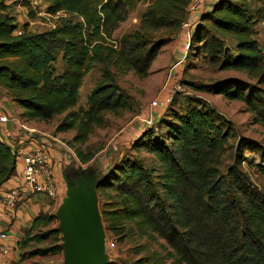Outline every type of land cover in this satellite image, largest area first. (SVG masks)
<instances>
[{
	"label": "trees",
	"instance_id": "16d2710c",
	"mask_svg": "<svg viewBox=\"0 0 264 264\" xmlns=\"http://www.w3.org/2000/svg\"><path fill=\"white\" fill-rule=\"evenodd\" d=\"M43 1L47 14L62 13L57 23L42 32L30 31L23 23L21 34L10 6L0 2V88L22 109L19 118L24 122L45 123L66 112L54 132L75 130L66 143L86 164L93 153H86L81 145L92 128L105 126V114L130 107L115 73L147 76L169 40L154 33L165 29L176 33L187 18L191 0H149L138 28L117 40L113 32L128 17L135 0ZM22 5L34 17L30 3ZM261 21L264 0H216L200 15L188 49L200 44L198 54L220 70L244 72L264 85V52L256 29ZM59 60L61 71L56 67ZM176 61L173 66L179 73L184 63ZM98 63L103 65L102 78L88 94L87 107L73 110L85 74ZM187 84L243 101L255 122L264 126V97L257 87L237 78L210 86ZM173 100L167 117L158 121L160 130L143 127L132 144L133 149L151 154L155 165L124 154L99 171L95 188L107 230L119 240L129 232L160 238L169 249L164 260L171 258L177 264H264V192L249 183L236 161L225 170L220 168L233 129L202 99L187 97L180 109L173 107ZM165 107L154 110L161 114ZM252 143L243 139L239 150L257 149ZM15 150L0 139V187L15 173ZM260 157L255 162L250 158L247 164L264 176ZM54 218L40 213L32 219L17 242L20 259L62 251L59 229L49 227ZM50 236L51 244L39 246ZM28 246L32 248L27 250ZM107 264L123 263L112 258Z\"/></svg>",
	"mask_w": 264,
	"mask_h": 264
},
{
	"label": "rangeland",
	"instance_id": "374dc122",
	"mask_svg": "<svg viewBox=\"0 0 264 264\" xmlns=\"http://www.w3.org/2000/svg\"><path fill=\"white\" fill-rule=\"evenodd\" d=\"M23 1H28L30 3L34 17L29 16L28 8L22 5ZM3 2L10 6L9 12L15 16L20 28L23 23H28V29L33 32H42L53 28L58 21V16L62 14L61 12L56 15L47 14L45 11L46 3L43 0H3ZM148 3L149 0H135L134 7L130 9L128 17L120 22L114 30L112 37L114 40L138 28L139 19ZM256 29L258 32L257 39L264 52V21L259 22ZM167 32L168 30L165 29L154 33L155 37H168L169 40L162 46L159 54L152 61L147 76L139 77L133 71L115 73V81L122 89L130 107L128 110L119 114H105V126L92 128L88 140L81 145V149L86 153H93V158L83 166H90L89 168H95L102 172V170H106L109 166L117 163L118 159L122 158L124 154L129 158L138 157L144 159L146 164L155 165L156 161L151 154L143 150L137 151L132 148L134 140L138 137H134V135L136 132L138 133L139 130L131 135V133L128 134L129 129L133 126L135 128L148 127L145 125V120L152 117V128H158V130H160L161 125L158 121L161 118L167 117L169 111L168 106L173 98V107L175 109H180L187 97H196V99H202L209 106L213 107L221 118L233 129L234 136L230 139V145L226 155L223 156L220 166L221 170H225L236 161L238 167L248 176L249 183L264 192V176L258 172L255 165L247 164L252 157L255 162L259 161L257 160L258 157L264 156V126L255 122L253 119L254 114L249 110L250 107L243 101L227 99L221 94L209 91L208 88L196 90L187 83L210 86L223 79L237 78L247 85L257 87L259 93L263 95V97L264 85L260 84L256 77H250L244 72L232 69L220 70L217 65L210 63L206 57L198 54V49H196V47L200 44L194 45L191 49L189 47L184 53L182 48L179 47L172 51V43L176 40L177 32ZM178 59L183 60V69L180 70L179 73H173L171 69L172 66L168 63L171 60L175 61ZM56 65L57 70L61 71L62 63L60 60ZM111 70L114 72L116 71L113 67H111ZM173 70L176 69L174 68ZM102 73L103 65L98 63L85 74L79 91V99L77 104L72 108L73 110L87 107V96L95 84L101 80ZM171 73L174 75L170 76ZM174 87L179 88L173 93L164 111L158 114L156 110H151V102L156 100L158 96L161 97L166 95L173 90ZM181 88L183 91H181ZM1 91L0 100L7 98L5 100L7 102L6 107L10 108L12 112L17 111L18 106L10 102V98L7 94L5 95L6 91H4V89ZM19 110H21L20 107ZM12 112L10 114L8 113L10 118H19V114ZM65 113L66 112L55 116L49 122L44 123L36 120L38 123H26V125L53 134L65 144L63 146L60 145L61 147L57 149L61 153L57 159L60 164L64 163L70 166L80 165L73 149L66 143L67 140H70L74 136L75 130L60 133L54 132L57 122ZM155 116L157 117L155 118ZM243 139L253 142L252 144L257 147V149L250 151L249 148H247L240 151L239 149L242 146L240 147L239 143L242 142ZM245 155L248 158L244 160L242 156L244 157ZM260 158L263 160L262 157ZM96 197L98 198L99 196L96 194ZM48 199L51 201L53 198ZM101 220L103 222L102 215ZM52 225L51 223L49 227ZM103 229L106 233V239L113 242L115 245L113 247L109 246L110 251L108 252L107 263L112 258H115L123 264L124 262L128 264H177L173 262L171 258L164 260L167 253H169V249L160 238L150 239L139 235L138 232H129L123 240H119L117 236L111 234L110 231L107 230L104 222ZM60 239L62 247L64 240L62 235ZM52 241L53 236H50L48 239L41 241L39 246L51 244ZM31 248V246H28L26 249L29 250ZM61 258L62 255L58 254L48 255L46 257L26 256L23 258L21 264H60ZM145 258L149 260H141ZM21 260L22 259H20L19 262H21ZM137 261L139 262L136 263ZM19 262L17 264H19Z\"/></svg>",
	"mask_w": 264,
	"mask_h": 264
},
{
	"label": "crops",
	"instance_id": "0c3cea01",
	"mask_svg": "<svg viewBox=\"0 0 264 264\" xmlns=\"http://www.w3.org/2000/svg\"><path fill=\"white\" fill-rule=\"evenodd\" d=\"M215 1L216 0H204L203 3L196 5L193 9H188L186 20L191 23V27L187 28L180 26L179 30L177 31L176 40H174L172 43V51L178 47L182 48L183 53L188 50L191 34L193 33L197 22H199L200 15L210 10L211 5L214 4ZM176 62V60H171L168 64H171V66L174 67L173 65ZM172 67L171 69L173 71ZM171 75L174 74L171 73L170 76ZM2 89L3 88H0V92H2ZM6 94L7 93H5V95ZM6 99L4 98L0 100V109L5 113L10 114L12 111L10 108L6 107ZM21 111L22 109L19 110L18 106V109L15 112L20 114ZM14 119L6 124L0 125V139L18 151L16 157L17 164L15 173L0 187V197L4 190L21 181L23 167L22 155L30 149H38L43 147L41 136L43 133H46L35 128L36 132L29 133L27 138H23V133L20 131ZM26 123L33 124L38 122L36 120H30ZM142 129L143 127L135 128L133 126L129 129L128 134L131 133V135H133L139 130L138 133L136 132L134 135V137H137ZM51 135L54 136L58 141H53L50 146L43 148H45V151L48 155L47 161L52 168L53 178L56 186V195L52 199L53 203L52 200L49 201V197L47 195L38 192L25 196L13 208L3 207L0 205V229L7 230L9 244L12 247L10 254L3 258L1 264H17L19 262L20 250L18 248L17 242L24 234V231L29 228L32 219L40 213L54 215L55 218L52 227L58 228L62 237L65 234L70 237H76V241L74 243L65 242V248H63L58 254L62 255L60 264H79L80 258L83 254L91 252L90 255H94L92 252L94 250L99 253L100 250L98 248L100 247L104 251L105 255L108 256V252L110 250V241L106 239V233L103 229V222L101 220L99 208V197H96L97 189L95 188L94 197L89 199L87 204L84 202L86 194L78 195V192L75 189V180L82 176V170L85 169V167L90 166H83L84 164L80 162V165L73 166H70L69 164L66 165L64 163L60 164L57 159L61 153L57 149L63 146V142H61L55 135ZM93 169L94 168L91 170ZM87 212L93 214L92 217L95 220V223L98 224V227L94 231L89 230L87 227L90 223L88 218L85 217ZM62 221H64L63 229H61ZM66 227V233H64V229ZM71 256H73L72 261L70 260ZM66 258L68 259L67 262ZM22 261L23 259L21 262H19V264H21Z\"/></svg>",
	"mask_w": 264,
	"mask_h": 264
},
{
	"label": "built area",
	"instance_id": "2783aa9c",
	"mask_svg": "<svg viewBox=\"0 0 264 264\" xmlns=\"http://www.w3.org/2000/svg\"><path fill=\"white\" fill-rule=\"evenodd\" d=\"M1 1L3 0H0V2ZM203 1L204 0H192V3L189 4L188 9H193L196 5L203 3ZM181 26L190 28L191 23H189L188 20H185L182 22ZM17 33H22V29L20 27L17 28ZM176 72L177 70H173V73ZM178 88L174 87L173 90L168 92L166 95L156 97V100L151 102V110L159 106H167L172 98L173 93ZM181 91H183L182 88ZM11 119L12 118H10L7 113L0 109V125L8 123L9 121H11ZM14 121L23 131V138H27L29 133L36 132L35 128L27 126L26 122L22 121L20 118H15ZM152 124V117L145 120L146 126L152 127ZM41 140L43 147H48L53 141H58L54 136L47 133L42 134ZM43 147H40L38 149H30L22 155L23 167L21 181L4 190L0 197V205H2L3 207L13 208L25 196L38 192L44 193L49 198L55 197L56 186L53 178V171L48 164V155L45 151V148ZM15 151L16 154H18L17 149ZM109 245L110 247L115 246L111 241ZM11 250L12 247L9 244V236L7 230L0 229V264L3 258L10 254Z\"/></svg>",
	"mask_w": 264,
	"mask_h": 264
},
{
	"label": "water",
	"instance_id": "95a60500",
	"mask_svg": "<svg viewBox=\"0 0 264 264\" xmlns=\"http://www.w3.org/2000/svg\"><path fill=\"white\" fill-rule=\"evenodd\" d=\"M101 177V173L97 170H91L89 167H85V169L82 170V176L78 177L75 181V189L78 192V195H85L86 198L84 199L85 204H87L88 200L94 197L95 193V187L97 186V182ZM76 196V195H75ZM84 198V197H83ZM93 214L90 212H87L85 215L86 218H88V221H90L88 229L89 230H95L98 227V224L95 223V220L93 219ZM64 221L61 222V229H63ZM67 227L64 229V233H66ZM64 243L62 244V249L65 248V242H71L74 243L76 241V237H70L66 234L63 236ZM100 250L99 253L96 252V250L92 251L94 255H90L91 252H87L82 255L80 258L79 264H106L108 256L105 255L102 248H98ZM67 251V249H66ZM68 258V257H67ZM66 258V262L68 259ZM70 260H73V256L70 257Z\"/></svg>",
	"mask_w": 264,
	"mask_h": 264
}]
</instances>
